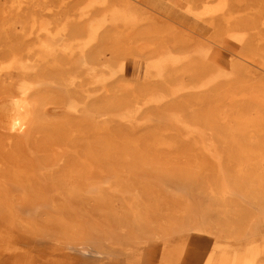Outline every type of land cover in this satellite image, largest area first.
Masks as SVG:
<instances>
[{"label":"rangeland","instance_id":"obj_1","mask_svg":"<svg viewBox=\"0 0 264 264\" xmlns=\"http://www.w3.org/2000/svg\"><path fill=\"white\" fill-rule=\"evenodd\" d=\"M0 264H264V0H0Z\"/></svg>","mask_w":264,"mask_h":264},{"label":"bare ground","instance_id":"obj_2","mask_svg":"<svg viewBox=\"0 0 264 264\" xmlns=\"http://www.w3.org/2000/svg\"><path fill=\"white\" fill-rule=\"evenodd\" d=\"M127 15H128V14H127ZM22 125H24V123H23Z\"/></svg>","mask_w":264,"mask_h":264}]
</instances>
